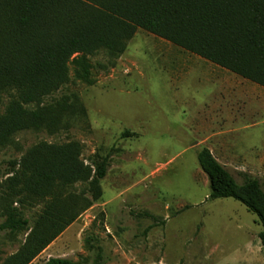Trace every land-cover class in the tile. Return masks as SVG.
I'll return each mask as SVG.
<instances>
[{
  "label": "rangeland",
  "instance_id": "rangeland-1",
  "mask_svg": "<svg viewBox=\"0 0 264 264\" xmlns=\"http://www.w3.org/2000/svg\"><path fill=\"white\" fill-rule=\"evenodd\" d=\"M88 61L93 84L71 65L70 84L45 100L78 97L82 113L68 129L23 132L0 150V193L11 164L40 143L78 142L86 165L110 161L99 199L32 264L99 255L101 264H264L257 216L233 199L209 200L198 162L207 148L239 183L244 171L264 186V88L210 62L196 67L203 59L143 30L113 68L105 51ZM42 208L24 212L30 227ZM24 240L0 234V264Z\"/></svg>",
  "mask_w": 264,
  "mask_h": 264
},
{
  "label": "trees",
  "instance_id": "trees-1",
  "mask_svg": "<svg viewBox=\"0 0 264 264\" xmlns=\"http://www.w3.org/2000/svg\"><path fill=\"white\" fill-rule=\"evenodd\" d=\"M138 30L264 88V0H0V150L16 147L23 132L67 130L82 113L78 97L45 100L70 84L71 65L77 79L93 84L88 57L105 51L113 68ZM83 151L78 142L40 143L11 164L0 193V234L25 240L3 264H32L99 199L110 161L86 165ZM198 162L209 200L233 199L257 216L264 248L261 179L242 173L239 183L207 148ZM40 205L30 227L24 212ZM101 262L99 255L95 264Z\"/></svg>",
  "mask_w": 264,
  "mask_h": 264
},
{
  "label": "crops",
  "instance_id": "crops-1",
  "mask_svg": "<svg viewBox=\"0 0 264 264\" xmlns=\"http://www.w3.org/2000/svg\"><path fill=\"white\" fill-rule=\"evenodd\" d=\"M206 62V63H205ZM209 64V62L208 61H206V60H203V61H201V62H199V65H196V67H199V68H203L206 64ZM211 63V62H210ZM213 64V63H212ZM186 68H191V67H193V66H185ZM219 68V67H218ZM215 71L216 70H214V69H212V70H210V72L208 73V72H201L200 73V76L201 77H204V75H211V76H213V74L215 73ZM190 74V72H188V75ZM211 151V150H210ZM212 152V154L214 155V153H213V151H211ZM215 157V156H214ZM216 158V157H215ZM217 159V158H216ZM218 160V159H217ZM219 161V160H218ZM221 163V162H220ZM242 173H247V172H244V171H240L239 172V174H242ZM261 241V240H260ZM261 244H262V242H261ZM250 246H251V244H250ZM251 251V248H250V250H249V252Z\"/></svg>",
  "mask_w": 264,
  "mask_h": 264
}]
</instances>
